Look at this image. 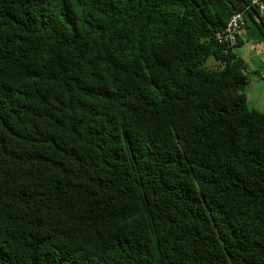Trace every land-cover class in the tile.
I'll list each match as a JSON object with an SVG mask.
<instances>
[{"label":"trees","instance_id":"trees-1","mask_svg":"<svg viewBox=\"0 0 264 264\" xmlns=\"http://www.w3.org/2000/svg\"><path fill=\"white\" fill-rule=\"evenodd\" d=\"M235 11L264 43L236 0H0V264H264Z\"/></svg>","mask_w":264,"mask_h":264},{"label":"crops","instance_id":"crops-1","mask_svg":"<svg viewBox=\"0 0 264 264\" xmlns=\"http://www.w3.org/2000/svg\"><path fill=\"white\" fill-rule=\"evenodd\" d=\"M239 40L241 43L235 52L246 65L249 75L244 86L249 107L264 112V43L257 32L246 26L240 31Z\"/></svg>","mask_w":264,"mask_h":264},{"label":"built area","instance_id":"built-area-1","mask_svg":"<svg viewBox=\"0 0 264 264\" xmlns=\"http://www.w3.org/2000/svg\"><path fill=\"white\" fill-rule=\"evenodd\" d=\"M251 4L259 9L260 15L264 19V0H251ZM245 15L242 11H235L230 17L225 29L219 35V41L225 43L227 47H234L238 41L239 33L245 26Z\"/></svg>","mask_w":264,"mask_h":264},{"label":"water","instance_id":"water-1","mask_svg":"<svg viewBox=\"0 0 264 264\" xmlns=\"http://www.w3.org/2000/svg\"><path fill=\"white\" fill-rule=\"evenodd\" d=\"M240 3H242L243 5H245L251 12L252 14L255 16V18L257 19V21L261 24L263 30H264V20L262 18V16L260 15V13L257 11L256 7H254L253 5L247 3L246 0H236Z\"/></svg>","mask_w":264,"mask_h":264},{"label":"rangeland","instance_id":"rangeland-1","mask_svg":"<svg viewBox=\"0 0 264 264\" xmlns=\"http://www.w3.org/2000/svg\"><path fill=\"white\" fill-rule=\"evenodd\" d=\"M245 44H246V41H245ZM239 49V48H238ZM218 62L217 59L214 57V56H210L208 57V59L204 62L203 66L205 68H216L217 65H218Z\"/></svg>","mask_w":264,"mask_h":264}]
</instances>
